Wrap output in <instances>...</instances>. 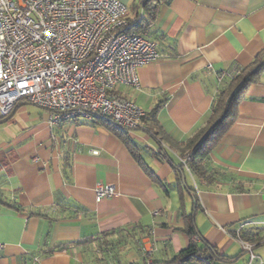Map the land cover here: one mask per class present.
I'll return each mask as SVG.
<instances>
[{
    "label": "crops",
    "instance_id": "crops-1",
    "mask_svg": "<svg viewBox=\"0 0 264 264\" xmlns=\"http://www.w3.org/2000/svg\"><path fill=\"white\" fill-rule=\"evenodd\" d=\"M118 1L130 23L144 16V0ZM143 37L160 59L139 70V91L115 92L146 113L127 135L160 184L109 129L83 120L52 128L47 111L18 104L0 123V264L166 262L197 238L190 227L199 247L227 259L212 264H241L237 232L264 239V71L209 155L210 178L185 169L197 203L159 154L180 166L177 146L208 120L221 75L264 56V0H166ZM98 184L115 197L97 202ZM255 244L264 260V241Z\"/></svg>",
    "mask_w": 264,
    "mask_h": 264
},
{
    "label": "built area",
    "instance_id": "built-area-1",
    "mask_svg": "<svg viewBox=\"0 0 264 264\" xmlns=\"http://www.w3.org/2000/svg\"><path fill=\"white\" fill-rule=\"evenodd\" d=\"M128 15L118 0H0V123L24 103L47 111L52 128L99 115L121 130H139L146 113L115 90L139 91V70L160 54L154 41L131 31ZM115 195L111 186L95 188L97 202ZM240 232L234 238L248 264H264Z\"/></svg>",
    "mask_w": 264,
    "mask_h": 264
},
{
    "label": "trees",
    "instance_id": "trees-1",
    "mask_svg": "<svg viewBox=\"0 0 264 264\" xmlns=\"http://www.w3.org/2000/svg\"><path fill=\"white\" fill-rule=\"evenodd\" d=\"M166 0H144L143 9L144 16L140 19L139 13L135 22L130 23L131 31H135L143 36L146 26L150 25L156 18L159 6ZM140 19V20H139ZM264 71V56L257 57L248 66L239 69L238 74L233 77H227L224 74L222 81L219 82L216 95L214 96L210 115L203 128L194 134L184 144L178 145L177 149L183 158H187V167L189 172L202 180H208L210 177L206 171V162L212 151L217 148L223 136L234 125L238 118V109L240 104L246 99L250 87L255 84ZM227 74V73H226ZM155 112L152 114L154 115ZM9 118V117H8ZM145 120V119H144ZM93 123L103 126L112 131L121 141H123L130 149L131 154L142 166L148 177L156 184H160V180L148 168L144 167L142 158L136 153L135 144L130 140L128 131L117 128L110 120L102 116H94ZM152 135V134H150ZM157 134L152 135L155 137ZM156 138V137H155ZM160 157L169 160L174 172L178 175L177 182L180 188L191 194L197 203L194 191L188 186L185 177V167L181 164L176 166L170 161L168 154L160 147ZM237 191L242 192L241 188ZM8 206V205H6ZM190 236L200 238L194 227L188 230ZM240 238L244 242L255 244L264 239L257 235L248 233H240ZM256 245V244H255ZM149 259V258H148ZM227 259L221 257L218 251L202 240V247L195 243H191L185 250L177 254L172 260L152 264H212V261L225 262Z\"/></svg>",
    "mask_w": 264,
    "mask_h": 264
},
{
    "label": "rangeland",
    "instance_id": "rangeland-1",
    "mask_svg": "<svg viewBox=\"0 0 264 264\" xmlns=\"http://www.w3.org/2000/svg\"><path fill=\"white\" fill-rule=\"evenodd\" d=\"M191 182V181H190ZM192 183V182H191ZM258 253L260 254V255H262V256H264V246L263 247H261L259 250H258ZM149 259H148V258ZM145 256V260H146V262L148 261V260H151L152 258H150V256ZM144 261V260H143ZM247 261H248V257H247V255H246V257L245 258H243L242 260H241V264H247Z\"/></svg>",
    "mask_w": 264,
    "mask_h": 264
}]
</instances>
